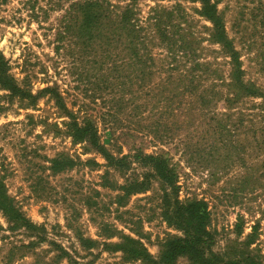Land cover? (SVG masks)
Wrapping results in <instances>:
<instances>
[{"label": "rangeland", "instance_id": "rangeland-1", "mask_svg": "<svg viewBox=\"0 0 264 264\" xmlns=\"http://www.w3.org/2000/svg\"><path fill=\"white\" fill-rule=\"evenodd\" d=\"M81 1L0 0V53L13 85L0 82V182L39 228L13 227L0 209V264H143L116 248L125 235L158 257L183 231L163 217L160 179L138 152L170 160L181 202L207 204L215 252L234 256L244 248L264 262V0H212L239 56L240 81L256 93L232 78L230 53L213 39L200 0H106L113 18L130 4L146 27L141 59L131 55L126 34L109 45L106 30L91 42L71 33L60 39ZM161 9L183 27L187 50L171 52L149 28ZM74 120H92L120 165L76 141ZM55 159L69 165L56 170ZM147 175L148 189L127 194ZM81 237L95 243L86 247ZM175 264L193 262L185 255Z\"/></svg>", "mask_w": 264, "mask_h": 264}, {"label": "trees", "instance_id": "trees-1", "mask_svg": "<svg viewBox=\"0 0 264 264\" xmlns=\"http://www.w3.org/2000/svg\"><path fill=\"white\" fill-rule=\"evenodd\" d=\"M197 1V0H192ZM202 3L201 15L206 16L214 23L213 39L221 42L226 52L230 53L232 58L231 63L234 65L232 78H234L240 87L247 93H256L240 81V74L242 73L241 62L237 52L234 50L232 43L226 37V30L223 19L219 14L217 4L212 3V0H200ZM106 4V5H105ZM109 4L106 0H84L73 5L74 13H71L70 20L63 24V30L59 31V38H65L66 34H73L77 38H82L86 42L95 41L100 36L105 35L106 30L109 40V45L112 38L116 35L126 34L130 39L129 49L131 55L137 59L143 56L142 49L145 47V39L148 37L147 33H143L146 27L140 26L137 23L136 12L130 4H128L121 14L115 12L114 16L109 10ZM112 12V10H111ZM155 14L150 16L151 25L165 43L170 51L187 50L188 40L186 35L182 32L183 27L175 22L174 13L161 9L160 12L154 11ZM164 12L166 14H164ZM113 24V30H109V23ZM182 49V50H181ZM140 57V58H139ZM9 66L4 56L0 53V82L13 88L11 84L12 79L8 75ZM57 105L68 111L63 98L59 92H53ZM203 97V96H202ZM204 99L206 96L204 94ZM205 102V101H204ZM72 136L76 141H87L91 148L101 152L107 157L111 164L120 165L123 159H116L110 154L104 144L101 143L100 136L96 124L92 120H87L83 126L74 120L70 123ZM135 157L144 163H149L155 169V176L160 179L161 187L163 189V217L170 225L183 231V236L170 237L162 246L158 257H154L143 244L141 240L130 236H122L124 243L117 244L116 248L124 253L125 260L141 261L143 264H175L180 256H188L193 264H264L255 255L250 254L244 248L237 251L238 254L229 256L230 254H219L212 249L214 243V235L208 229L210 212L207 204L202 200H190L188 202H181L178 198L179 185L177 184L178 174L175 167L171 166L170 160L164 155H150L143 152H138ZM54 164L56 170L66 167L68 162L64 165L62 159H55ZM125 165V164H124ZM63 166V167H62ZM151 184L150 175H147L144 180H134L128 187H125L127 194L131 192H139L149 188ZM0 209L11 219L13 227L23 226L27 230L34 231L39 229L30 220L24 217L12 204L8 195L5 193L3 184L0 182ZM106 235L112 236V231L109 224H105ZM39 241L44 240V236L38 235ZM255 233L251 234L249 241L245 244L252 243L255 240ZM82 244L90 247L95 243L92 239L80 238ZM36 242H32L34 244ZM61 253L59 257L68 256V253L63 248H60L55 242H51ZM107 247L111 248L110 245ZM236 252V253H237ZM76 263V262H75Z\"/></svg>", "mask_w": 264, "mask_h": 264}]
</instances>
